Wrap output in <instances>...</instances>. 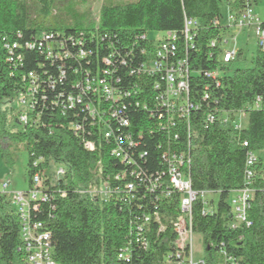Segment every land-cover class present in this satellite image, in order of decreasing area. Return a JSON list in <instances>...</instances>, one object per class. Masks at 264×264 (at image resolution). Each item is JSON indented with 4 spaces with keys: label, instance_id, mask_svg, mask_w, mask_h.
Here are the masks:
<instances>
[{
    "label": "trees",
    "instance_id": "obj_1",
    "mask_svg": "<svg viewBox=\"0 0 264 264\" xmlns=\"http://www.w3.org/2000/svg\"><path fill=\"white\" fill-rule=\"evenodd\" d=\"M229 2L240 8L245 0ZM222 3L105 1L93 26L87 13L86 18L82 17L72 4L65 7L57 0H0V102L26 91L29 74L35 75L39 85L31 96L36 103L25 126L15 117L20 128L9 129L15 124L13 115L9 120L6 112H0V136L9 140L5 146L0 141V152L10 164L4 150L23 143L27 189L33 187L35 174L42 176L47 200L38 201L40 209H31L30 216L50 232L56 264H159L162 255L174 249L171 221L179 213V194L164 178L165 165L158 148L162 134L148 128L153 119L141 107L131 105L127 91L138 96L133 88L142 78L137 70L145 59L142 51L148 46V32L174 31L181 36L184 16L197 19L198 25L194 47L187 53L190 69L199 73L190 81L191 93L200 100L201 91L208 86L210 99L202 102L204 107L209 104L212 108L216 101L217 107L242 108L247 113L246 125L238 135L217 125L195 127L189 166L191 187L196 192L217 194V199L212 197L210 202L211 213H201L200 199L192 205L193 229L204 247V264L222 262V243L236 264H264V159L257 155L264 152V48L255 47L245 67H239L245 61V52L239 49L236 60L222 68L225 72L219 77V85L203 76V72L217 67L221 37L212 23L220 17ZM43 34L53 37L39 46ZM213 38L216 44L210 45ZM48 48L52 50L49 57ZM81 52L83 58H79ZM105 58L109 63L103 61ZM102 69L108 70V79L121 94L119 108L125 107L123 114L131 123L126 132L134 138L129 147L132 150L123 144L132 153L130 162L112 156L115 143L104 141L99 130L90 125L83 109L86 98L81 105H68V96L80 94L86 80L92 81ZM256 97L260 98L258 107L246 108ZM75 124H81L83 130H75ZM87 141L94 146L87 148ZM248 152L258 158L248 209L251 225L232 229L228 226L229 199L244 183ZM50 163L54 168L61 167L64 174L53 178ZM118 174L120 178L115 179ZM104 184L110 193L106 200L99 193ZM127 184L133 188L128 189ZM159 224L165 227L162 232ZM20 228L10 194L0 192V264H26ZM126 252L128 257H118Z\"/></svg>",
    "mask_w": 264,
    "mask_h": 264
},
{
    "label": "built area",
    "instance_id": "obj_2",
    "mask_svg": "<svg viewBox=\"0 0 264 264\" xmlns=\"http://www.w3.org/2000/svg\"><path fill=\"white\" fill-rule=\"evenodd\" d=\"M229 1L223 0L222 4H225V10L221 11L220 17L212 23L219 28L221 37L217 44L219 48L216 58L217 67L211 72H203V76L211 79L216 85H219V77L225 72L222 68L236 60L238 51L241 49L234 46L232 50L222 51L221 46L228 41V37L235 39L236 33L251 31L255 38V47L264 48V27L261 26L260 16L252 7L253 0H245L243 7L240 8ZM197 26V19L184 16L181 36L174 31H166L162 32L154 41L148 38V46L142 51L145 59L141 68L137 70L138 76L141 74L142 78L140 84L133 88V93L138 96L134 97L131 95V90L127 91L131 97V105L141 107L148 113L149 118L153 119L148 123V128L162 134L158 148L161 150L160 154L165 165L164 178L168 186L179 194V213L175 220L171 221L175 234L174 249L163 254L159 264H204V258L197 263L193 260L192 240L193 236L198 233L193 229L192 205L197 199H200L202 202L201 213L203 215L211 213L213 208L210 202L213 198L211 197V199L209 196L214 195V192H196L191 187L189 166L191 152L194 148L195 127L217 125L222 129H231L235 135H238L246 125L247 113L242 108L236 110L220 108L215 105L216 101L212 102V108H209V104L205 107L202 105V102L207 103L210 99L208 86L201 91L200 100L191 93L192 83L190 81L199 73L190 69L187 53L194 47L193 41ZM52 37L51 34H43L39 46H43V43L48 42ZM209 43L215 45L216 39H211ZM12 47H15V44ZM47 50V57H49L52 50L51 48ZM83 57L84 53L81 52L79 58ZM103 61L109 63L108 58ZM108 74V70L102 69L100 75L94 77L92 81L86 80L85 88L80 90V94L68 96L67 101L71 108L75 104L81 105V102L86 98L83 109L90 119V125L99 130L104 141L115 143V148L110 151L112 156L121 162H130L132 153H128L123 144H126L125 148H129L134 143L132 133L126 132L131 123L123 114L125 107L119 108L121 94L116 93L113 82L108 79ZM29 77L27 90L20 92L15 97L18 102L17 122L24 126L28 122L29 112L34 110L36 103L31 99V96L39 88L35 75L29 74ZM118 81V79L115 80V83ZM259 101L260 98L256 97L253 103L246 105V108H257ZM23 106L25 108L21 110L20 107ZM199 113L201 116H198ZM72 127L77 131L83 130L81 124H75ZM180 137L185 138V141H181ZM237 141H239L238 138ZM84 145L87 148L94 146L91 141L85 142ZM243 145L246 146V142H243ZM129 149L132 150V148ZM257 159L254 152L247 153L244 162V183L239 189L232 192L229 199L231 220H229L228 226L232 229L251 225L248 219V209L254 194L253 181ZM54 173L55 177H60L64 174V170L61 167H55ZM114 178H120L119 174ZM9 183V180L2 182L1 192L7 193ZM156 185L157 180L152 183V188H155ZM106 186L104 184L99 192L105 200L110 194ZM127 188L131 190L133 187L131 184H127ZM8 193L21 223L20 232L23 240L21 250H23L26 264H56L53 258L50 232L44 228L42 222L35 221L30 216L31 209L34 211L40 209L38 201L47 200V194L43 191L42 176L40 174L33 176L32 188ZM165 196H169V193H165ZM154 216L158 220V217ZM145 220L147 221V219ZM158 230L160 232L165 230L164 225L159 224ZM145 245L147 247V242ZM221 246L219 253L222 262L219 264H236L234 256L223 249V243ZM128 255L126 252L119 254L118 257H128Z\"/></svg>",
    "mask_w": 264,
    "mask_h": 264
},
{
    "label": "rangeland",
    "instance_id": "obj_3",
    "mask_svg": "<svg viewBox=\"0 0 264 264\" xmlns=\"http://www.w3.org/2000/svg\"><path fill=\"white\" fill-rule=\"evenodd\" d=\"M62 6L72 4V7H75L78 14H82V17L86 18V13L92 24L94 26L95 21L97 20V16L99 14L100 6L105 1H110L113 3H124L129 0H57ZM225 4L220 6L221 11L225 10ZM66 7V6H65ZM252 7L256 13L259 14L262 21H264V0H254L252 3ZM225 14V13H224ZM223 14V15H224ZM162 32L159 31H149L148 38L151 41H154ZM234 46L242 48L244 50L245 61H241L239 63V67L248 66L250 63L251 56L255 50V38L253 33L250 31L247 32H238L235 35V39L228 37V41L223 43L221 46L222 51L232 50ZM17 100L13 98L12 100H3L0 102V112H6L7 118L11 120L14 118V126L11 127L20 128L19 125L15 122V117H17L18 109H17ZM25 106V105H24ZM20 107L23 110L25 107ZM19 109V110H20ZM16 115V116H15ZM10 124V123H9ZM12 125V124H11ZM0 141L2 142V146H5L8 143V138H4L0 136ZM8 157L11 159V163L8 164L7 156H3L0 152V192H1V184L5 180H9V186L7 189L8 192L15 191H24L28 188V176L26 172L27 168V153L24 149L23 143H19L18 145H12L9 149L4 150ZM257 155L264 159V152H257ZM50 171L52 177L55 178L54 166L53 163H50ZM214 197L216 200L217 194L209 196V198ZM231 197V196H230ZM209 200V199H208ZM192 252H193V260L195 263L199 262L203 258L204 247L201 243L200 235L195 234L192 240Z\"/></svg>",
    "mask_w": 264,
    "mask_h": 264
},
{
    "label": "water",
    "instance_id": "obj_4",
    "mask_svg": "<svg viewBox=\"0 0 264 264\" xmlns=\"http://www.w3.org/2000/svg\"><path fill=\"white\" fill-rule=\"evenodd\" d=\"M209 249V247H207V250Z\"/></svg>",
    "mask_w": 264,
    "mask_h": 264
},
{
    "label": "crops",
    "instance_id": "obj_5",
    "mask_svg": "<svg viewBox=\"0 0 264 264\" xmlns=\"http://www.w3.org/2000/svg\"><path fill=\"white\" fill-rule=\"evenodd\" d=\"M258 14V13H257ZM259 15V14H258Z\"/></svg>",
    "mask_w": 264,
    "mask_h": 264
}]
</instances>
